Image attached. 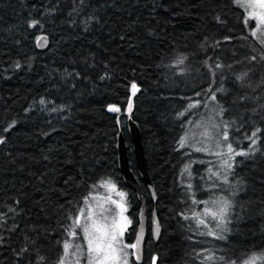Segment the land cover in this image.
Here are the masks:
<instances>
[{
  "label": "trees",
  "instance_id": "trees-1",
  "mask_svg": "<svg viewBox=\"0 0 264 264\" xmlns=\"http://www.w3.org/2000/svg\"><path fill=\"white\" fill-rule=\"evenodd\" d=\"M253 33L238 0H0V264H57L70 217L105 181L125 193L132 242L139 202L121 182L115 150L118 132L129 149L128 117L156 201L141 184L140 194L161 227L157 242L147 232L142 264L152 255L156 264H216L205 253L224 264L263 261L264 41ZM206 111L219 146L180 147ZM257 128L260 151L236 156L229 171L228 157L213 153L226 143L249 150ZM129 162L133 170L130 154ZM194 201L231 205L227 230L216 231L224 239L201 235L194 214L203 204Z\"/></svg>",
  "mask_w": 264,
  "mask_h": 264
},
{
  "label": "snow or ice",
  "instance_id": "snow-or-ice-1",
  "mask_svg": "<svg viewBox=\"0 0 264 264\" xmlns=\"http://www.w3.org/2000/svg\"><path fill=\"white\" fill-rule=\"evenodd\" d=\"M81 2H83V0H81ZM258 3L260 8H264V0H258ZM259 19L261 22H264V15L260 16ZM36 23L38 22L33 21L30 26H35ZM253 35H255V33H253ZM252 59H256V57H252ZM215 67L221 68L222 65L216 64ZM213 75H215L214 72ZM238 79H243V76L238 77ZM132 87L134 90L136 89L135 84H133ZM222 90L223 89H217L216 91ZM209 91L211 92V88H209ZM197 95H200V93H197ZM210 98L213 100L216 99L214 92L212 93ZM41 103L43 104L44 101L41 100ZM109 111H119V109L110 106ZM181 115H183V113H181ZM225 126L227 127V122H225ZM5 131H7V129H5ZM258 132H260L259 128L252 132L251 136L248 137V139L251 141V144L249 150L247 151H236L231 143H226L224 145L227 149L226 152H215L213 154L227 156L228 159L224 161V166L227 167L229 171H231L232 164L229 163L230 160H233L236 156L247 157L250 154H254L255 152L260 151V148L257 147L256 138ZM221 137L222 140L225 142L229 141L230 139L229 133L226 130L222 132ZM0 143H3L2 139H0ZM179 143L180 147H185L187 143L186 138L181 137ZM219 143L220 141H217V146H219ZM194 150L197 152L208 151L207 148H194ZM185 171H187V168L185 169ZM213 175H215V173H213ZM102 186H106L112 191H116L115 184H111L108 181H105ZM189 187H191V185H189ZM116 194L121 198V200H113L111 202L115 204L118 208H120L119 219H117L115 216H110L108 214L109 209L103 207L99 216H97L96 218H94V214L92 213L91 209L89 210L87 216H85V210L83 208L80 209V214L78 216L70 217V219L72 220V224L66 227L65 231L68 232V235L71 236L73 239L65 240L63 244L64 254L60 257L58 264H68L69 250L73 247H75V249H77L78 251L81 249L80 244H74V240L79 235V233L76 232L77 228L81 229V231L83 232V238L86 242L82 253L86 258V264H129V252L127 251V249L136 250L134 254L136 256V259H139L138 245L140 243V238H138L136 243L132 244H127L123 242L124 233L131 221L127 216L124 215L125 211L127 210L123 202L125 193L117 192ZM202 202L203 201H194V203ZM220 203L222 206L219 208L218 212H211L208 214L212 217L214 221H216L217 225L221 228V231H226L227 229L224 226L228 223V209L231 205L226 201H221ZM82 217L85 219L86 222L82 223ZM0 223H3L2 216H0ZM197 225L207 227V224L203 219H197ZM156 232L158 234V227L156 229ZM201 235H209L213 236L216 239H224L223 235H221L219 232L214 231L213 229H209L208 232L201 233ZM26 251V248L21 249V253ZM78 251H74L71 253L73 257H76L75 264H80ZM21 253L17 254L18 257ZM260 259H264V257H260ZM41 260H43V257H41ZM204 260L210 262L222 261L224 260V257H215L213 255H208L204 257ZM256 260L257 257L253 256L249 260L245 261V264H255ZM153 264H156L155 257H153ZM232 264H236V262L233 261Z\"/></svg>",
  "mask_w": 264,
  "mask_h": 264
},
{
  "label": "water",
  "instance_id": "water-1",
  "mask_svg": "<svg viewBox=\"0 0 264 264\" xmlns=\"http://www.w3.org/2000/svg\"><path fill=\"white\" fill-rule=\"evenodd\" d=\"M34 45L37 50L43 51L47 47V38L44 34H38L34 38ZM118 108L119 111H109V107ZM106 113L116 118L120 117L121 109L116 105H108L105 109ZM125 135L129 141V149L125 143L124 135L118 132L115 138V150H116V163L117 171L120 175L123 186L133 191L139 202V212L137 217V224L134 228V234L132 243H136L140 238L138 245L139 259H136V250L132 249V258L134 264H142L143 261V247L146 240L147 232H149L150 238L153 242H157L160 236L161 227L156 212L152 210L149 214L145 206V201L140 194V184L149 193L151 200L156 201L153 185L151 183L148 169L147 160L141 141V133L137 124L128 117L125 122ZM129 154L131 155L132 167H130ZM158 227V234L156 229ZM152 255L149 264H153Z\"/></svg>",
  "mask_w": 264,
  "mask_h": 264
},
{
  "label": "rangeland",
  "instance_id": "rangeland-1",
  "mask_svg": "<svg viewBox=\"0 0 264 264\" xmlns=\"http://www.w3.org/2000/svg\"><path fill=\"white\" fill-rule=\"evenodd\" d=\"M238 1L244 7L246 12V17L253 21V28L255 33L258 35L260 40L264 41V22H261L259 19L260 16L264 15V8L259 7L258 0H238ZM195 117L196 118L193 119V123L188 129V142L186 144H190L191 147L196 146L199 148H207L208 150L213 146L216 147L217 136H214L213 133L216 132L217 127L213 121L214 119L213 115L209 113V111H206L205 113L201 114V116H195ZM100 187H101L100 191H96L90 194L89 197L83 203L82 208L85 210V216H87L89 210L91 209L92 213L94 214V218H96L97 216H99L103 207L109 209L108 214L110 216H115L117 219H119L120 208H118L111 201L113 200L120 201L121 198L116 193L121 191L115 192L110 190L108 187L102 185ZM101 190L103 193L101 192ZM202 204L203 205L201 207L197 208V211L195 212L196 214L194 215L197 216L196 217L197 219L205 220V223L207 224V227H205L206 232H208L209 229H213L214 231L219 230L220 227L217 225L216 221H214L208 213L218 212L219 208L222 205L221 204L218 205L217 202L213 204L212 202L209 201H203ZM79 214L80 212L78 213V215ZM124 215L126 216V211ZM84 222L86 221L82 217V223ZM76 232L79 233V235L74 240V244L77 243L80 244L81 249L78 251L77 249H75V247H73L72 249L69 250L68 264H75L76 257H73L71 255V253L74 251H78L80 264H86V258L82 254L86 244L83 238V232L79 228L76 229ZM72 239L73 238L68 235L67 240H72ZM123 242L126 243L125 237H123ZM128 244H132V242ZM127 251L129 252V256L131 257L132 249H127ZM205 256H208V254L205 253L204 257ZM249 259L244 260L241 264H245V261ZM216 264H224V260L216 261ZM255 264H257V260L255 261ZM258 264H264V259Z\"/></svg>",
  "mask_w": 264,
  "mask_h": 264
}]
</instances>
